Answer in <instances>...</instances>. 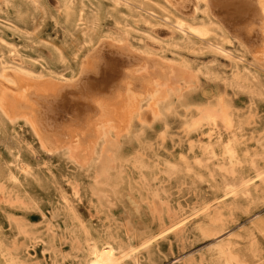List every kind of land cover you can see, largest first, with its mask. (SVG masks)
Masks as SVG:
<instances>
[{
  "label": "rangeland",
  "instance_id": "obj_1",
  "mask_svg": "<svg viewBox=\"0 0 264 264\" xmlns=\"http://www.w3.org/2000/svg\"><path fill=\"white\" fill-rule=\"evenodd\" d=\"M36 1L0 0V71L5 65L62 83L80 77L88 88L110 79L115 61L127 60L124 51L147 65L142 74L162 80L163 99L157 115L144 105L142 123L118 127L90 161L47 152L23 120L0 115V255L12 261L6 264H79L88 244L107 240L140 254L138 263L125 264H223L215 251L221 240H230L246 264H264V184L257 179L249 196L219 206L217 234L189 227L157 236L177 216L221 196L225 179H251L264 168L262 36L248 38L245 23L232 24L217 6L213 16L228 34L223 44L214 35L179 33L162 18L157 5L164 0H72L70 9L64 0ZM82 7L88 43L80 33L86 27L68 23ZM93 15L97 27L89 23ZM99 54L98 74L80 76L83 62ZM208 111L225 114L229 127L204 121ZM210 142L217 158L204 150ZM229 145L238 160L234 176L220 165Z\"/></svg>",
  "mask_w": 264,
  "mask_h": 264
},
{
  "label": "bare ground",
  "instance_id": "obj_2",
  "mask_svg": "<svg viewBox=\"0 0 264 264\" xmlns=\"http://www.w3.org/2000/svg\"><path fill=\"white\" fill-rule=\"evenodd\" d=\"M28 1L34 5L37 4L36 0ZM142 1L144 3L152 2L151 0ZM159 5L165 22L172 24L184 36L190 34L197 39H208L209 36L214 35L219 44L227 42L226 29L219 23L221 20L218 22L213 16L212 7L217 6L220 11L228 15L232 24L243 22L245 26L247 25L242 30L248 38L262 36L261 44L264 45V0H164V5L158 4L157 6ZM64 6L72 8L73 1L64 0ZM199 12L204 15L202 19H197ZM68 16H70L68 23H73L78 28L86 27L80 33L84 42L88 43V39L90 40L91 37L86 30L88 29V20L84 15L83 7L73 15L70 12ZM216 18L218 20L221 17L216 15ZM89 23L91 26L97 27L99 15H93ZM93 31L95 34L93 33L91 36L94 37L96 30L93 29ZM121 52L120 55H126L127 60L115 61L118 64L116 65L117 69L109 70L111 72L110 79L108 81L103 79L105 81L102 83L92 82L93 85L89 84L88 88L86 87L88 84H85L80 77L72 82L62 83L63 81L60 82L52 78L30 77V73L26 74L28 72H19L13 67L9 68L3 65L0 71V115L8 122L23 120L32 128L33 134L39 138L41 146L47 152L64 150L71 160L81 157L83 160H92L97 148L102 147L113 133L117 132L118 127L130 130L137 118L138 122L142 123L144 105H147V108L156 114V107L160 103V99H163L162 80L158 77L157 79L156 77L149 78L142 74L147 65L144 67L140 58L133 57L124 51ZM100 59L101 54L88 57L82 64L80 76L89 73L96 76L101 67ZM255 59L259 61L258 57ZM146 78L149 79L146 80ZM59 79L63 80L61 77ZM239 79L241 77H238L236 81ZM168 81L167 79L166 82ZM204 121L220 128H227L230 125V120L225 114L218 116L213 111H208L205 114ZM213 127L215 128V126ZM212 147L213 144L210 142L204 150L214 159L217 158V155ZM18 158L19 155L16 156L17 160H19ZM237 161L235 150L230 145L224 147L220 165L222 167L226 164L229 165L225 169L227 173L232 175L236 173ZM14 175L8 174V179L18 183V177ZM256 179L264 184V168L258 169L256 175L251 179L236 178L231 181L225 179L221 196H217L200 209H194L190 214L184 212L177 216L165 225L157 236L164 237L165 234L175 231L184 232L189 230V227H195L206 237L217 234L219 232L218 224L223 217L219 206L223 205V201L230 196H249L251 186ZM15 197L17 196L15 195ZM201 214L202 217L197 218ZM151 239L152 237L147 238L142 244L146 249L150 247ZM87 246L86 258L79 264H122L127 260L138 263L137 259L140 256V254L138 256L137 253H134L135 248L126 249L115 240H107L100 245L93 242ZM215 251L223 264H246L236 258L233 253L234 245L230 240H221ZM11 262V259L8 260L4 255H0V264Z\"/></svg>",
  "mask_w": 264,
  "mask_h": 264
}]
</instances>
